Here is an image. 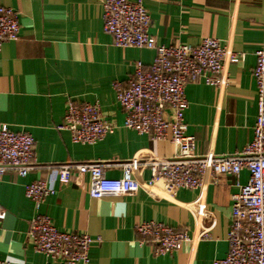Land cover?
Here are the masks:
<instances>
[{
  "label": "crops",
  "instance_id": "1",
  "mask_svg": "<svg viewBox=\"0 0 264 264\" xmlns=\"http://www.w3.org/2000/svg\"><path fill=\"white\" fill-rule=\"evenodd\" d=\"M151 16L150 33L166 45L199 44L215 37L230 49L245 53L240 62L224 63L222 83L189 82L186 95L187 133L196 152L220 155L241 151L252 139L258 113L254 69L256 51L264 46V0H144ZM19 13L20 36L5 42L0 52V122L36 140L38 165L171 157L170 138L158 140L123 126L125 112L114 83L127 85L136 63L146 67L157 51L121 47L104 31L100 0H0ZM98 103L113 133L93 144L75 142L71 131L58 129L67 105ZM167 116L171 111H167ZM107 176H122V167L106 168ZM50 175L36 168L22 177L7 171L0 180V259L9 264H56L33 247L28 236L31 219L39 212L63 231L86 233L100 241L90 248L89 264H212L224 257L232 218V195L248 181L238 175L207 171L196 189H170L166 182L150 183L149 167H137L140 191L133 195L94 198L90 174H74L37 210L26 186ZM203 204L210 217L197 213ZM157 221L187 231L192 240L176 252L159 254L155 245L136 231L144 221ZM208 231V237L202 233Z\"/></svg>",
  "mask_w": 264,
  "mask_h": 264
},
{
  "label": "built area",
  "instance_id": "2",
  "mask_svg": "<svg viewBox=\"0 0 264 264\" xmlns=\"http://www.w3.org/2000/svg\"><path fill=\"white\" fill-rule=\"evenodd\" d=\"M100 2L104 31L113 37L117 46L157 51L149 67L142 61L136 63L127 85L121 81L114 83L117 100L125 112L123 126L158 140L170 138L176 153L160 159L134 158L117 163L97 160L38 165L35 138L0 122V180L7 171L26 177L36 168L50 169L49 177L36 179L26 186V196L39 210L48 196L73 181L75 173L90 174V195L102 198L138 193L142 185L134 175L137 167L150 168L151 184L164 181L173 190L199 188L207 171L216 175H238L247 169L250 173L248 181L239 184V191L232 195V218L227 237L229 250L212 264H264V46L255 53L258 113L252 139L234 154H198L195 137L187 133L186 112L190 103L186 86L199 79L212 85L222 83L224 63L243 61L246 54L224 46L215 37H204L197 45L159 43L150 33L151 16L144 0ZM20 30L19 13L12 7L0 5V52L5 42L19 39ZM168 110L170 116H167ZM57 128L71 131L75 142L93 144L113 133L116 125L103 117L98 103L70 101L64 122ZM111 165L122 167L121 177L107 176L106 168ZM197 213L210 217L203 204L197 205ZM2 214L0 205V219ZM136 231L148 238L159 254L176 252L192 240L187 231L154 220L138 223ZM28 236L35 250L56 264H89L91 245L101 240L86 233L60 230L49 215L41 212L31 219ZM208 236V231L202 233V237ZM0 264L9 262L0 259Z\"/></svg>",
  "mask_w": 264,
  "mask_h": 264
}]
</instances>
